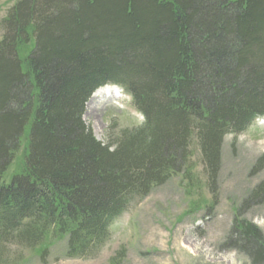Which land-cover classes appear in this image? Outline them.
Returning <instances> with one entry per match:
<instances>
[{
	"label": "trees",
	"instance_id": "1",
	"mask_svg": "<svg viewBox=\"0 0 264 264\" xmlns=\"http://www.w3.org/2000/svg\"><path fill=\"white\" fill-rule=\"evenodd\" d=\"M0 27V264L56 239L94 258L133 202L192 181L193 141L213 204L224 138L264 116V0H17ZM106 85L142 123L103 144L83 113ZM232 235L264 264L262 230L235 216Z\"/></svg>",
	"mask_w": 264,
	"mask_h": 264
},
{
	"label": "rangeland",
	"instance_id": "2",
	"mask_svg": "<svg viewBox=\"0 0 264 264\" xmlns=\"http://www.w3.org/2000/svg\"><path fill=\"white\" fill-rule=\"evenodd\" d=\"M16 1L0 0V25ZM117 97L112 101L94 99L87 109L89 99L84 107V123L103 144L110 132L116 134L142 123L130 97L123 91ZM190 151L192 181L173 176L133 202L111 224L109 240L94 258H67L66 239H56L47 242L43 260L37 252H20L23 264H251L231 246L230 240L236 237L231 238L230 231L238 216L264 232V204L246 200L264 181V118L246 131L224 138L213 204L196 142L191 143ZM22 156V152L17 154L18 163L11 165L7 175L18 169ZM12 250L13 255L19 252Z\"/></svg>",
	"mask_w": 264,
	"mask_h": 264
},
{
	"label": "bare ground",
	"instance_id": "3",
	"mask_svg": "<svg viewBox=\"0 0 264 264\" xmlns=\"http://www.w3.org/2000/svg\"><path fill=\"white\" fill-rule=\"evenodd\" d=\"M120 94H121V90L115 86H106V87L100 88L92 94L91 98H89L90 101L86 104V108L89 109L90 107L89 105L91 101H93L94 99L107 97L108 99L110 98V101H112V100H117L118 99L117 95H120Z\"/></svg>",
	"mask_w": 264,
	"mask_h": 264
}]
</instances>
